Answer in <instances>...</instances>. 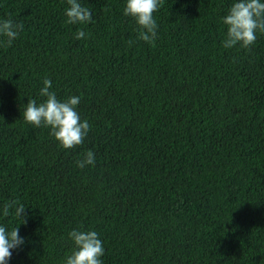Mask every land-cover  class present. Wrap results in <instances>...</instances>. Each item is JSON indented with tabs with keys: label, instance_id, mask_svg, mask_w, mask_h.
<instances>
[{
	"label": "trees",
	"instance_id": "trees-1",
	"mask_svg": "<svg viewBox=\"0 0 264 264\" xmlns=\"http://www.w3.org/2000/svg\"><path fill=\"white\" fill-rule=\"evenodd\" d=\"M83 3L92 23L69 25L66 0H0L24 25L0 36V206L29 207L8 264H62L73 228L103 264H264V34L225 49L233 0H162L148 43L125 0ZM46 78L91 125L71 149L23 119Z\"/></svg>",
	"mask_w": 264,
	"mask_h": 264
},
{
	"label": "clouds",
	"instance_id": "clouds-1",
	"mask_svg": "<svg viewBox=\"0 0 264 264\" xmlns=\"http://www.w3.org/2000/svg\"><path fill=\"white\" fill-rule=\"evenodd\" d=\"M64 10L65 23L69 25H87L93 21V11L85 6L83 0H66ZM162 0H125L123 14L131 17L138 26L139 39L153 43L158 35V24L154 13L158 11ZM226 26V38L221 41L223 48L230 49L237 45L248 48L257 40V34H264V0H233L227 13L222 18ZM24 25L13 19H0V36L11 46L23 31ZM86 37L84 30L74 33V39ZM52 89L50 79L43 80L39 89L40 102L28 100L23 108V119L33 127H46L51 136L64 149H71L83 143L91 125L87 119H82L77 106L81 97L71 95L59 99ZM95 153L88 150L83 159L77 160L76 166L84 168L94 165ZM22 203L9 200L0 206V217L11 216L18 221L9 227L0 223V264H8L13 251L25 245L26 238L20 235L19 224L27 223L28 212ZM68 238L73 243V250L66 255L62 264H103L105 252L104 242L95 230L73 228L68 232Z\"/></svg>",
	"mask_w": 264,
	"mask_h": 264
}]
</instances>
